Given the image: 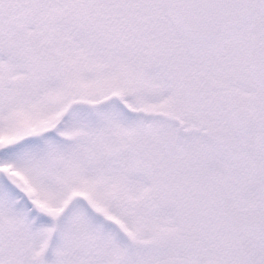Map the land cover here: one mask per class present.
<instances>
[{
    "label": "snow or ice",
    "instance_id": "obj_1",
    "mask_svg": "<svg viewBox=\"0 0 264 264\" xmlns=\"http://www.w3.org/2000/svg\"><path fill=\"white\" fill-rule=\"evenodd\" d=\"M0 264H264V0H0Z\"/></svg>",
    "mask_w": 264,
    "mask_h": 264
}]
</instances>
